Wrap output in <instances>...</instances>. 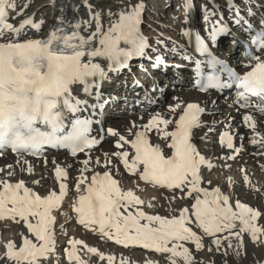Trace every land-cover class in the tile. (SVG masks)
<instances>
[{"label":"snow or ice","instance_id":"1","mask_svg":"<svg viewBox=\"0 0 264 264\" xmlns=\"http://www.w3.org/2000/svg\"><path fill=\"white\" fill-rule=\"evenodd\" d=\"M52 2L54 5L55 0ZM82 3L87 11L86 19L60 17L59 24L45 37L21 40L25 29L39 32L43 21H37L35 16L20 19L30 6L27 0L23 4L18 0H0V155L11 151L18 158H39L45 146L70 148L73 156L88 150V158L80 162L82 167L74 169L80 173L78 179L73 177L75 191L80 193L82 186L86 191V195H79L74 208L79 225L92 231L98 229L100 236L124 249L139 247L159 254L164 264H227L230 250L233 260L239 264L241 255H247L246 236L252 244L264 246V210L249 206L239 198L233 200L219 186L209 190L202 185L212 184L206 176L215 167L214 160L222 161L221 166L230 169L232 165L228 161L243 159L241 154L247 150L245 139L257 149L250 155L264 160V18L257 29L249 19L257 15L250 0L246 4L247 13L241 12L235 0H228L233 23L250 36L240 42L245 51L241 66L249 70L237 73L213 51L221 35L231 34L219 6L215 0H211V11L202 6L205 35L196 32L193 37L190 28L181 34L188 38L190 47L194 41L193 52L203 59L195 58L193 52L181 45L173 44V49L181 59L194 65L195 84L209 99L186 104L177 99L174 105L168 106L171 117L158 111L146 123L133 121L125 129L127 135L108 127L107 134L116 138L117 151L105 152L103 157L93 159L90 150L101 142L89 135L96 121L75 118L71 121V130L66 132L65 120L69 114L90 112V117H94L102 111L109 101L99 89L110 79L108 73L130 70L129 61L133 58L147 59L153 68L161 64L166 68L168 64L159 48L150 45L142 33L145 6L141 0H119L115 11L92 0H82ZM184 7L190 11L191 0H185ZM17 19L19 24L13 22ZM160 43L157 41V45ZM150 51L156 55L153 57ZM225 72L226 79L222 78ZM76 84L82 86L80 91L85 99L73 92L72 86ZM233 85L237 89L232 97L233 107L238 112L244 110L240 123L245 131H239V124L233 125L235 117L229 113L218 134V143L231 154L209 158L195 140L211 143L209 134L216 131L218 122L204 121L202 116L218 114L219 106L211 98V92L222 94ZM134 86H140L139 81ZM152 91L163 95V89L153 87ZM145 100L156 102L147 91ZM202 129H206L203 135ZM126 146L134 151L123 150ZM42 162L47 167L49 161L44 158ZM16 163L20 164V172L27 171L34 176V166L27 159H18ZM120 163L131 176L170 192L165 197L169 203L185 199L188 206L182 207L178 215L144 211L141 206L145 201L134 191L124 190L121 180L115 178L120 175L117 167ZM52 164L54 178L60 182L59 194L53 190L41 195L26 186L23 179L11 182L17 175L14 164L0 166V174H4L0 175V221L10 220L25 229L19 233V244L9 241L4 245L0 264H60L55 213L61 210L68 196L70 171L55 160ZM101 164L102 174L94 171L91 176L85 175ZM260 167L264 168V164ZM241 170L245 173L244 182L251 184L247 168L242 166ZM45 180L42 172L33 184L43 188ZM231 183L229 177L225 190ZM155 206L151 202L147 204L148 208ZM205 238L210 245L207 249ZM69 243L72 247L66 250V259L70 264H87L78 255V245L100 261L115 264V256H105L83 240L71 239ZM205 250L219 255V262L204 261L199 253ZM120 264L128 262L121 257ZM146 264L158 262L148 260Z\"/></svg>","mask_w":264,"mask_h":264},{"label":"bare ground","instance_id":"2","mask_svg":"<svg viewBox=\"0 0 264 264\" xmlns=\"http://www.w3.org/2000/svg\"><path fill=\"white\" fill-rule=\"evenodd\" d=\"M56 1V0H55ZM71 1V5L72 7H70V12H73L74 17H83V18H87V11L86 9L83 7V3L82 0H70ZM192 1V0H191ZM47 5L48 6H52L53 2L52 0H47ZM93 3H99L101 5H103L105 8H112L114 11L116 10L119 0H92ZM184 3L185 0H183V5L180 6L179 11V24L176 27V31L181 30V32L184 30V28L186 27V21H187V17H188V10H186V8L184 7ZM78 11H74V9H77ZM84 8V9H83ZM33 11H35V9H30L28 8L27 11L24 13L25 17L31 16ZM20 17V19H23L25 17ZM14 23L19 24L20 20H13ZM177 23V22H176ZM43 29L44 31H47L48 27H49V23L43 22ZM175 28V25H174ZM200 28L202 33H205V28H206V24L204 22V16L202 15L201 17V21H200ZM46 33V32H45ZM22 35V34H21ZM44 35V34H43ZM31 37H36L37 35L34 33L33 35H30ZM173 39V38H172ZM134 68V67H132ZM134 71V70H133ZM111 81H108V85H111L112 83L116 82V77L111 76L110 77ZM182 87V86H181ZM176 98V99H174ZM177 99L179 101L182 100V96L181 95H177L174 94L170 97V99L168 100V104L165 108V110L168 109L169 105H174L177 102ZM138 116H136L134 118V121L137 124H141L142 122H147L148 120L146 118L143 117V120L140 119V114H136ZM143 115V114H142ZM127 123V121L123 120L121 123L118 124V130H120L123 134L127 135L125 129L131 127V126H125V124ZM107 146V145H106ZM105 146V147H106ZM103 147V145H102ZM101 146L98 149H102L100 152H97L95 154L92 155V158L94 159L97 156L103 157L105 152L111 153L113 151H117V149H115L114 144L112 146H110L109 148H102ZM222 146L217 143L215 145V150L217 151H223L226 149H223ZM257 151V150H251L248 151L246 154H248V157H245V159H243L242 163L244 164V166L247 168V175H249L252 178L258 177V175L261 173L262 176L264 177V172H263V168L260 167L261 165V161L259 159H254L252 155H250V153ZM214 152V151H211ZM221 153V152H220ZM215 156H220V154L216 153ZM213 155L210 157L212 158ZM77 158H71L69 157L67 154L64 156V158H61L60 161V166L65 167L66 170L69 165H73L76 163V161H74ZM10 161H5V162H0V166H4L6 164H9ZM113 163H115V160H113ZM34 166V176L30 175L27 171L21 172L24 174V177L26 179L29 180V182L31 183V187H33V190L37 191L38 193H40L41 195H46L48 192L53 191L54 189H49V188H40L36 185L33 184V180L35 178H39L41 173L43 172V175L46 177V180L44 181V184H50L53 185L54 182H58L56 181L54 178V174H50V170L47 167H43L40 166L39 168L38 163H31ZM214 165L215 167L209 171V174L212 173V175L209 177L208 175L206 176V180H209L212 182V184L210 185H202V186H207L209 188V190H212L213 187L215 186H219L221 187L222 191H224V194L230 195L231 198L233 200H235L236 198H239L241 200V202H245L247 204H249V206L255 207L258 210H260L257 207V201H255V197L258 196L259 198L262 199V201L264 202V188H260L257 185H253L248 184L246 185V182H244L243 180V176H242V180H243V184L244 186L249 188V193L248 195L245 196L244 200H242V196H240L238 194L237 189L238 185L233 184V177L231 176L232 174V170L234 169L233 165L232 167L229 169L227 167H222L220 164H218L217 162L214 161ZM82 167V165H81ZM93 167L92 165H90V168ZM117 167H119L120 169V175L116 176L115 178H118L121 180L122 182V188L124 190H131L134 191L138 196L141 197V199H143L145 201V205L141 206V208L148 212L149 214H159V215H165V216H169L171 214H177L179 213L180 209L182 207H187V204H182L181 200H185V199H181L180 201H173L171 203H169L168 200L165 199V197L170 195V192L162 190V189H158V188H152L150 191H147L144 184H141L140 182L137 181L136 177H130L129 174L127 173V170H125L121 163L119 165H117ZM215 170H217L218 172V176L216 175ZM17 172H20V167L16 168ZM70 171V175L75 174L74 172ZM94 171H99L101 174L104 171L103 168V164H101L99 167H94V170L92 172L89 173H85V175L91 176L92 174H94ZM214 173V174H213ZM78 176L80 175V173L77 174ZM229 177L232 178V183L227 185V189L225 190V185L227 184V181L229 179ZM263 182H264V178H263ZM86 193V192H85ZM245 193V192H244ZM252 195V196H250ZM77 195H73V197L75 198ZM151 202L154 205H156L153 208H148L147 204ZM63 227V225L58 224L56 225V232H57V237L64 236V235H68V233H65L64 231H61V228ZM3 229H7L9 232H11L12 238L9 241H13L16 243H20L21 241V237L19 235V233H23L25 232V229L20 226L15 224L12 221H9V223H5V224H0V231ZM60 231V232H59ZM30 235V234H29ZM70 236V235H68ZM61 237V239H62ZM31 238V237H30ZM67 238V237H66ZM69 239V238H68ZM71 239H74V237L71 235ZM89 240L95 242L94 239L88 237ZM245 240L251 245V250L257 254L261 252V249L264 246H260V245H254L250 242V239L246 236ZM8 241V242H9ZM63 241H65L63 239ZM69 242V240H68ZM7 243V242H6ZM5 243V244H6ZM205 249H207L210 245L207 242V238H205ZM4 243L0 245V253H3L4 251ZM92 246V245H89ZM185 246H189L194 248V245H190V244H186ZM71 244L69 246V250H71ZM93 247V246H92ZM78 249V255L87 262V264H99L97 259H94L93 255L90 253H87L86 249L83 248V246L78 245L77 246ZM68 250V249H67ZM199 256L203 257L204 261H209V260H213L212 259V255L211 253H208L206 250L199 253Z\"/></svg>","mask_w":264,"mask_h":264},{"label":"rangeland","instance_id":"3","mask_svg":"<svg viewBox=\"0 0 264 264\" xmlns=\"http://www.w3.org/2000/svg\"><path fill=\"white\" fill-rule=\"evenodd\" d=\"M47 0H43V3H44V5H47V2H46ZM161 1V0H160ZM162 1H166V0H162ZM172 2H173V4L175 5V6H177L178 4H179V1L180 0H171ZM141 2L143 3V0H141ZM263 3H264V1H263ZM264 5V4H263ZM30 9H37V7H32V8H30ZM34 12V11H33ZM159 12H161V16L160 17H158V19H153L152 17H149V18H147V20L149 19V20H151L153 23H155V25H156V29H161V28H159V27H162L160 24H164V25H167V24H171V23H173L174 21H176L175 20V17H177V23L175 24V30H176V27H177V25L179 24V14H180V11L178 10V12H179V14H177L176 13V10H173V11H171V12H169V16H167L165 19H164V16L165 15H167V12H163V10H162V7L159 9ZM25 17V16H24ZM38 21V20H37ZM159 23V24H158ZM135 68V67H134ZM168 104V103H167ZM110 146H112V144H109V145H107L106 147H104V148H109ZM103 148V147H102ZM234 172V171H233ZM232 172V173H233ZM214 173H216V174H218V172H217V170H215V172ZM213 173V174H214ZM212 175V173L211 174H208V176L210 177ZM234 175L235 176H238L237 175V173H235L234 172ZM218 176V175H217ZM261 181H263V179H261ZM233 184H236V185H238V188L239 189H237V191H238V194L240 195V196H246V194L248 193V189H246L245 187H243V188H241L240 189V187H242V186H244V185H242L243 184V180H242V178L240 179V181L238 182V183H233ZM261 189L262 188H264V185L262 186V187H260ZM245 192V193H244ZM259 199L261 200V201H259ZM255 201H257V207L260 209V210H263V205H264V202L262 201V199L261 198H259L258 196H256L255 197ZM181 202H182V200H181ZM182 204H185L184 202H182ZM66 221V220H65ZM2 231V234H0V245H1V243L3 244H5L6 242H8L9 240L8 239H10V238H12V235H11V232H9L7 229L5 230V229H3V230H1ZM0 231V232H1ZM57 231V230H56ZM60 232V231H59ZM68 235H70V236H68ZM68 235H64L63 237H62V239H61V237H60V235H59V238H58V245H60V246H64L65 247V253H66V250L68 249L69 250V246H70V243L68 242V240L70 241V238H71V234H68ZM67 237V238H66ZM69 238V239H68ZM63 239L65 240V241H63ZM246 242V241H245ZM246 246H248V243L246 242ZM63 250V251H64ZM62 251V252H63ZM211 255H212V253H211ZM212 259H213V256H212ZM221 259V257L220 256H218V258H217V261L219 262V260ZM242 259V257H240V259L239 260H241ZM61 261V260H60ZM64 263H65V261H63ZM233 262V256H228L227 257V264H231ZM68 263L70 264V262L68 261ZM239 264H264V247L261 249V252L260 253H257V254H255L252 250H251V252H250V254L248 255V257H247V259L246 260H243V261H240L239 262Z\"/></svg>","mask_w":264,"mask_h":264}]
</instances>
